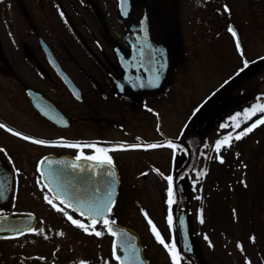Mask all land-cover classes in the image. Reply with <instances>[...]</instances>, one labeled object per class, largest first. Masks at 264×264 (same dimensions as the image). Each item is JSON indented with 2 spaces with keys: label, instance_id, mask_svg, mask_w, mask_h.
<instances>
[{
  "label": "flooded vegetation",
  "instance_id": "obj_1",
  "mask_svg": "<svg viewBox=\"0 0 264 264\" xmlns=\"http://www.w3.org/2000/svg\"><path fill=\"white\" fill-rule=\"evenodd\" d=\"M144 1L171 47V64L164 62V67L158 54L161 41L152 39L149 32L135 31L134 21L126 22L118 14L116 0H0V124L36 140L63 138L85 145L77 149L62 143L39 144L0 126V264H79L81 260L119 264L112 255L114 237L103 224L95 225L102 236L84 232L44 199L45 194L51 198L49 181L44 180L50 170H63L60 179L102 178L99 168L95 173L90 168L81 173L70 167L78 151H95L89 146L92 143L109 149L112 165H106V170L115 168L119 179H166L169 174L173 179H198V135L208 130L204 126L214 87L199 97L193 74L200 54L206 53V67H213L211 51L217 33L212 27L201 39L196 32L185 31L188 22L177 1L173 5L168 0ZM215 2L208 0L209 8ZM225 5L227 16L217 31L232 36L228 24L233 20ZM129 18H136L135 9ZM130 28L131 35L126 37ZM240 37L243 42L241 33ZM233 42L237 49L234 38ZM124 58L131 69L127 95L118 88L126 82ZM158 71H169L161 89L134 91L140 78L146 77L150 84ZM166 141L177 144L179 150ZM117 144L122 146L112 147ZM131 144L155 146H126ZM120 185L108 215L139 232L148 263L174 264L156 239L151 219L166 241L175 240L181 264H198L182 246L177 224L182 208L173 211L170 228L163 215L169 206L155 215L138 193H123ZM131 199L141 211L138 220L146 223V234L117 212L119 203L127 206ZM130 217L135 220L133 212Z\"/></svg>",
  "mask_w": 264,
  "mask_h": 264
},
{
  "label": "rangeland",
  "instance_id": "obj_2",
  "mask_svg": "<svg viewBox=\"0 0 264 264\" xmlns=\"http://www.w3.org/2000/svg\"><path fill=\"white\" fill-rule=\"evenodd\" d=\"M168 1L171 5L178 2L184 22H188L184 24L185 31H194L199 38L211 33L212 27L213 32L217 33L211 51L213 67H206V53L197 57L192 84L199 97L212 87H217L241 64L242 56L236 52L231 36L223 30L217 31L227 16L224 4H227L230 18L238 23L244 37V57L250 61L264 55V0H215L214 8H209L208 0ZM202 47L207 50L206 45ZM259 68L258 78L261 81L243 91V97L237 94L238 87H234L221 102L230 100L231 106L235 105L234 102L242 104L255 95L264 96V67ZM255 75L256 72L245 79L242 87L252 85ZM227 105L216 106L214 111L218 114L208 127L211 128L208 131L209 139L229 128L227 125L221 127L228 123L227 118H223ZM242 106L238 108L242 109ZM236 144L234 138L230 145L212 154L202 191L191 179H185L186 192L189 193L190 222L203 264H264V122L241 136L239 144ZM218 155H222L224 160L217 159ZM167 187V179H121L120 191L138 193L139 200L147 203L150 212L157 215L159 210L163 211V207L168 208ZM120 204L117 207L119 215L139 225L141 232L146 234V223L138 220L141 211L135 206L134 200H129L127 206L121 207ZM200 205L204 206L202 212L199 210ZM132 212L135 220L130 217ZM163 215L168 221V213ZM199 216L203 217V222Z\"/></svg>",
  "mask_w": 264,
  "mask_h": 264
},
{
  "label": "snow or ice",
  "instance_id": "obj_3",
  "mask_svg": "<svg viewBox=\"0 0 264 264\" xmlns=\"http://www.w3.org/2000/svg\"><path fill=\"white\" fill-rule=\"evenodd\" d=\"M227 8V5H225ZM233 36H236L237 33L233 30L231 26L228 29ZM237 47H240L239 41H237ZM245 64L248 61L244 62ZM159 81V75H156L152 78V83H157ZM264 110V104L253 105L251 109H245L246 113H254L256 111ZM247 119V117H245ZM264 122V115H261L259 119H257L254 123L250 125V127H245L240 132H228L224 134L220 139H217L215 142L216 151L219 152L221 147L228 146L231 143L232 137L234 136L236 139H240L245 133L251 131L252 128L256 127L257 124ZM0 126L7 128L9 132H14L15 130L8 127L7 125ZM221 127H225V125H221ZM239 127V124L236 125ZM15 135L23 136L24 139L27 140H35L36 143L39 144H57L62 143L66 144L70 147H74L80 149L84 147L81 142H71L66 141L63 138H59L57 140H36L34 137L27 136L24 133L15 131ZM166 143L172 147L174 150H179L178 145L173 143L172 141H166ZM94 148L95 151L91 153H85L84 151H78L74 160L70 162V167L72 170L79 171L81 173L84 172L85 168L92 169L93 173H95L96 169L101 168L102 165H112V157L108 154L109 149L107 147H100L95 143L89 145ZM122 145H112V147H121ZM127 147L135 148V147H152L155 145H142V144H131L126 145ZM220 161L224 160L222 155H218L216 157ZM95 161L97 162L95 165L93 164H85L84 161ZM51 163V162H50ZM60 163H63L61 161ZM20 169H16V172H19ZM102 171V168H101ZM203 171H207L204 169ZM201 173H198L200 175ZM65 173L63 170H50L45 179L49 181V192L51 193V198L48 194H45L44 199L48 201L54 208L58 211L63 212V214L67 217V219L73 224L83 229L84 232L94 233L96 236H102L104 233L99 230L95 225L97 222L103 224V226L107 229L109 233H111L114 237L117 236V231L114 230L113 224L114 220L110 219L109 213L113 211V205L115 204L114 199V184L115 180L113 179L109 186L101 192L100 187H96L94 191H89L88 185L85 184L83 180L77 182L74 177L70 178V181L67 183H61L60 178L64 176ZM108 175L111 177H115V172L109 170ZM168 181L167 187V204L169 206L168 212V224L170 228L173 226V215H172V205L175 200V191H174V179L171 174L166 177ZM65 205L66 207H62ZM67 209H72L75 212L79 213L80 217H86L88 223L85 219L75 218ZM201 222H203V217H200ZM149 224L152 226V231L156 236V239L162 243L165 248L171 254V258L174 264H181V253L177 250V245L175 240L166 241L164 237L161 236L160 232L157 230L156 226L152 224L151 219H149ZM179 224L182 226L184 224L183 217H179ZM26 231L36 232L42 231V229L36 228H27ZM123 232V230H120ZM207 238V237H206ZM255 237H252L254 239ZM117 241L113 240V252L112 255L115 257V260L119 262V264H142L140 261L138 250L131 248L127 241H122L121 246L124 249V256L117 255L116 253ZM238 246L239 242H238ZM242 247V246H241ZM79 264H87V261L81 260ZM107 264V261L105 262Z\"/></svg>",
  "mask_w": 264,
  "mask_h": 264
},
{
  "label": "water",
  "instance_id": "obj_4",
  "mask_svg": "<svg viewBox=\"0 0 264 264\" xmlns=\"http://www.w3.org/2000/svg\"><path fill=\"white\" fill-rule=\"evenodd\" d=\"M116 1L118 2V14L121 15L126 22H130L133 24L132 21H134L135 31L141 32V33L149 32L151 33L152 39L155 38L161 41V44H160L161 48L159 49L158 54L159 56H161V59H162L161 60L162 67H164L163 66L164 62H166V64H170L171 49L166 39V36L164 35V32L161 28L160 23L157 21V18L153 10L146 5V2L144 0H116ZM133 9H135L136 18L134 20H130L129 16ZM229 26H231L233 30L237 33V35L234 37H235L236 43L237 41H239V44H240L239 49L242 50V43H241V40H240L235 24L230 22ZM131 32H132V29L131 28L128 29L126 33V37L128 35H131ZM142 38H144V36ZM165 43L167 44V46L165 45ZM123 64L125 66L124 71L126 75L124 79H126V82L122 86H119L118 88L122 93L127 95L128 89H130V87H128V84H127V80H128L127 78L130 72H129V68L127 67L128 62L126 58L124 59ZM168 73L169 71L161 72V73H159L158 71V73H156L157 75H159V81L157 83L151 82V84H149L147 82L146 77H145V80L140 79L139 82L135 84L134 91L145 90L147 92L148 91L153 92L154 90L160 89L164 85V83L168 80ZM153 74L154 72L151 71V75ZM151 78H153V76ZM101 168H102V171L100 174V176L102 177L101 179L99 177L98 179H75V180L77 182L83 180L85 184L88 185L89 191H94L96 187H100L101 192H104V190L109 186V183L114 179L115 180L114 199H115L118 193V185H119L117 171L115 168L113 169V171L115 172V177L113 178L108 175V171L106 170V165H102ZM101 168H99V170H101ZM69 181L70 179H60L61 183H67ZM178 186L181 188L182 192L185 191V187L183 186L182 179H179ZM181 216L184 219V224L182 226L179 224L183 245L184 246L188 245L189 247L187 251L194 253V244L192 242L191 235H190L186 209H183L180 211L178 215V221H179V217ZM113 228L118 233L117 236L114 237V240L118 241V249L123 252L122 256H124L125 253H124L123 247L121 246V243L122 241H127L128 244L131 246V248L138 250L140 261H143L144 256L141 250L138 233L132 228L127 227L125 225L118 224V223H114ZM121 229L123 230V232L120 231Z\"/></svg>",
  "mask_w": 264,
  "mask_h": 264
},
{
  "label": "trees",
  "instance_id": "obj_5",
  "mask_svg": "<svg viewBox=\"0 0 264 264\" xmlns=\"http://www.w3.org/2000/svg\"><path fill=\"white\" fill-rule=\"evenodd\" d=\"M260 59L262 60L261 62H259V66H263L264 67V55L260 57ZM260 69L259 67L257 68H253V67H249L247 68L246 72L244 73L242 80L247 79L249 76H251L252 73L256 72L255 76H258V70ZM264 70V69H263ZM264 72V71H262ZM223 98L219 99L220 101H222ZM228 103V102H227ZM242 104H239L237 102H234L233 104L235 105H229L227 107V109L224 111L225 117L228 120V123L224 124L227 125V130L220 132L218 135L216 134L215 137L213 138V141L208 140V138L206 136H202L201 134L198 135V145L200 146V148H202L203 150L199 151L200 154L203 153V156L206 157L208 152L212 151L214 153H217L216 148H215V142L217 139H220L224 134L228 133V132H240L242 131L245 127H247V125H249L251 123V121L253 120H257L258 118H254L255 115L259 114L258 117H260L261 115H264V110L262 111H256L254 113H246L245 109H251L253 105H260V104H264V96L263 94L260 96L255 95L252 98H249L248 100L246 99L245 102H241ZM230 104V103H229ZM243 105V106H242ZM242 106V109H239L238 107ZM245 117H247V119H245ZM222 119V117H221ZM254 121V122H255ZM223 123V122H222ZM239 124V127H236V125ZM234 138V136L232 137ZM223 147H221L220 150H222ZM207 168L206 163L202 166H199V173H201L199 175L200 179H191V182L194 185H197L200 190H203V183L205 182L206 179H204L205 175H206V171H203L204 169ZM219 185V184H218ZM241 187H243L242 185H240ZM240 188V187H239ZM242 190V188H240ZM186 200V196H180L179 198V205L181 204H186L187 202ZM200 200H202V195L200 196ZM205 206V204H204ZM199 210H202L203 207L200 205L199 206Z\"/></svg>",
  "mask_w": 264,
  "mask_h": 264
}]
</instances>
